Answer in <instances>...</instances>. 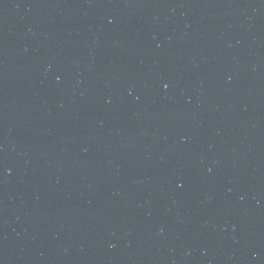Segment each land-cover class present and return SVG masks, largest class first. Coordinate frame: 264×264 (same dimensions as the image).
<instances>
[{
  "label": "water",
  "instance_id": "95a60500",
  "mask_svg": "<svg viewBox=\"0 0 264 264\" xmlns=\"http://www.w3.org/2000/svg\"><path fill=\"white\" fill-rule=\"evenodd\" d=\"M0 264H264V0H0Z\"/></svg>",
  "mask_w": 264,
  "mask_h": 264
}]
</instances>
